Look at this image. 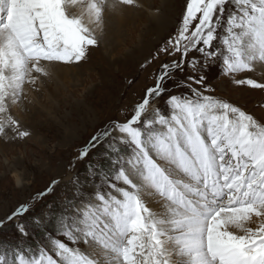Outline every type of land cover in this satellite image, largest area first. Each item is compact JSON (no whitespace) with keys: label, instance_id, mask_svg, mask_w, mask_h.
<instances>
[{"label":"snow or ice","instance_id":"obj_1","mask_svg":"<svg viewBox=\"0 0 264 264\" xmlns=\"http://www.w3.org/2000/svg\"><path fill=\"white\" fill-rule=\"evenodd\" d=\"M139 7L0 0V137L30 135L13 114L26 84L35 90L56 65L85 60L106 13ZM161 57L171 59L131 115L78 153L96 160L59 210L31 226L28 205L0 219V229L14 223L19 234L0 242V264H264V120L207 85L220 62L237 85L264 89L235 79L264 65V0H186L175 34L152 60ZM41 228L39 243L25 242Z\"/></svg>","mask_w":264,"mask_h":264},{"label":"rangeland","instance_id":"obj_2","mask_svg":"<svg viewBox=\"0 0 264 264\" xmlns=\"http://www.w3.org/2000/svg\"><path fill=\"white\" fill-rule=\"evenodd\" d=\"M152 1L143 0L148 4ZM162 1L155 0L153 11ZM176 5L178 15L175 20L164 15L163 28L160 19L152 20L133 8L127 14L119 12L121 9L106 13L104 30L97 34L99 44L89 49L85 60L68 64L66 76L58 81L41 77L35 90L25 85L26 96L13 114L21 130L30 135L23 139L0 137V219L20 205H28L29 213L24 219L31 226L33 217L49 219L65 197L72 195L73 180L87 174L88 165L96 160L92 154L77 160L78 153L100 129L131 115L146 90L153 86L162 61L171 59L152 57L175 34L182 19L186 0H178ZM223 67L218 62L207 72V85L214 89L208 94L264 120V89L237 85L232 76L223 74ZM252 73L235 74V79L251 78ZM180 91L175 89L174 94ZM156 106L163 109L164 102L158 101ZM15 174L21 181L19 186ZM50 186L53 190L47 192ZM42 235H47L43 228L35 230L25 242L39 243ZM18 236L14 223L0 229V242H14Z\"/></svg>","mask_w":264,"mask_h":264},{"label":"bare ground","instance_id":"obj_3","mask_svg":"<svg viewBox=\"0 0 264 264\" xmlns=\"http://www.w3.org/2000/svg\"><path fill=\"white\" fill-rule=\"evenodd\" d=\"M166 1H167V4H165ZM177 1L178 0H163L160 4H158L159 9L153 11V7L155 6V4H157V3H155V0L152 1V4H148V3L143 2V0H139V3L142 5V7L133 8V11L140 13V14H146V15H148V17H151L152 20H156V18L160 19L159 20L160 21V27L163 28L166 26V24L162 21V20H165L163 17L164 15L171 16V18L174 20L176 18V15H178L177 14L178 7L176 5ZM175 5H176V7H175ZM131 11L132 10H130L129 8H124V10H122V9L119 10V12H122L125 14L131 13ZM108 14H114V13L109 12ZM98 33L99 32H97V34ZM67 72H68V64L67 65L58 64L54 68L50 69L51 74L48 77L41 78V80H45V81H49V82L55 81V80L58 81V79L66 76ZM252 75H251L252 76L251 79H255L257 82L259 81V79H264V65L257 64L255 66V70L253 71ZM50 76H52V77H50ZM38 82H40V81H38ZM31 106H33V104H31ZM14 176L16 177V182H17V185L19 186L20 185V183L18 182L19 179L17 178L16 174Z\"/></svg>","mask_w":264,"mask_h":264}]
</instances>
